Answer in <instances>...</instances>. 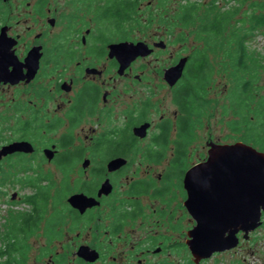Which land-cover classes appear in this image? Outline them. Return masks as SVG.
Listing matches in <instances>:
<instances>
[{
	"label": "flooded vegetation",
	"instance_id": "af4514ba",
	"mask_svg": "<svg viewBox=\"0 0 264 264\" xmlns=\"http://www.w3.org/2000/svg\"><path fill=\"white\" fill-rule=\"evenodd\" d=\"M68 1L67 22L49 6L43 15L49 0H0V264H205L250 241L241 231L236 248L199 263L190 251L187 173L209 160L211 145L238 143L210 138L198 150L204 116L181 126L176 92L196 51L192 33L183 43L181 30L174 40L169 30L136 39L140 30L106 15L124 0ZM32 3L42 26L16 30ZM139 42L151 53L126 67L110 54ZM185 58L172 85L169 70ZM250 97L264 105L260 93ZM46 175L63 178L52 186Z\"/></svg>",
	"mask_w": 264,
	"mask_h": 264
},
{
	"label": "rangeland",
	"instance_id": "374dc122",
	"mask_svg": "<svg viewBox=\"0 0 264 264\" xmlns=\"http://www.w3.org/2000/svg\"><path fill=\"white\" fill-rule=\"evenodd\" d=\"M106 1L107 0H104V2L100 1V3H105ZM212 1L213 0H140L137 8H135L132 20L125 23L123 28L124 30H140V36L136 35L135 38L139 39L140 37L142 40L151 39L157 30H170L172 33V40H174V33L177 35L176 31L182 30V27L173 25L175 22L173 16L180 12L181 7L188 4H198L199 9L197 11V16L200 17L206 10V7H208ZM216 3L220 12L230 9H239L238 15L231 22V25L233 26L232 30H235L238 27L241 30H250L251 24L249 22V16L253 15L254 13L257 15L264 14V0H216ZM48 6L53 12L56 10H61V12L64 11L66 16L65 20L67 22L69 21V18H67L70 10V3L68 0H49L47 6L41 11L44 16L47 15L46 9ZM36 12L37 4L32 3L28 8V12L26 11V14L24 12L22 24L17 26L16 30H25L28 26L33 28L42 26L41 22L38 25L34 24L33 19L40 18V14ZM14 15H16V13H14ZM162 15L164 18H168V20H163ZM243 20L245 23H238V21ZM58 26L61 28L63 25L61 24ZM196 26H198V24L194 26L190 25L187 30L191 33L192 31L195 32L194 29ZM36 30H39V28H36ZM232 30H227L226 34H224V37L230 38ZM164 38L167 39L165 36ZM194 38L195 33H192V41H194ZM222 40H224V38H222ZM188 42L190 44V40ZM246 42L247 51L253 60V66L251 67V70L254 71L253 75L255 79L253 84L254 87L258 89L256 93H260V96H264V28L254 31L253 34H250ZM179 47L180 46L178 44H173L171 50H176ZM234 54L235 46H232L227 50L220 51L219 55L215 59L213 56H211V60H213V75L208 89L209 94L207 95V110H204V127L201 133L202 138L200 140H196V143H193L194 147L198 150H201L202 147L205 146L206 152V142L210 138L217 142L230 144L235 142H243L242 140L249 129V126H247L248 129L246 128L244 130L245 127L243 128L244 131L241 130L239 132H235L229 125L232 121L240 119L239 116L235 114L242 113L243 106L246 103L250 104V107L252 108L258 101H251L248 96L242 97L241 101H235L234 94H240L238 87H240L241 81L238 79H248L249 76L248 74H244L239 75L240 77H237V79L234 78L235 72L232 68ZM175 110L176 108L173 107L169 111L170 115H173ZM247 116L251 118L252 114L248 113ZM197 160V156L192 155L190 163L196 162ZM78 168L79 167H76V171ZM50 176L55 182L54 186H59L63 176ZM71 177H81L82 180L85 178L84 175H79L77 173L71 175ZM177 182L178 180L176 179L174 181V186H177ZM3 189H7V186H4ZM11 192H13V190ZM27 192L30 193V191L24 190L22 194ZM250 236V241L243 240L240 248L235 249V251L230 253L216 257L205 264H264V226L263 228H257L255 231L251 232Z\"/></svg>",
	"mask_w": 264,
	"mask_h": 264
},
{
	"label": "water",
	"instance_id": "95a60500",
	"mask_svg": "<svg viewBox=\"0 0 264 264\" xmlns=\"http://www.w3.org/2000/svg\"><path fill=\"white\" fill-rule=\"evenodd\" d=\"M151 53L144 42L111 46V55L126 67L139 56ZM187 59L169 70L174 85L182 76ZM209 160L186 176L188 208L197 225L190 233L189 247L195 263L236 248L238 233L246 237L262 225L264 212V152L238 142L211 145ZM17 148L4 147L2 153ZM20 151H27L25 147Z\"/></svg>",
	"mask_w": 264,
	"mask_h": 264
},
{
	"label": "trees",
	"instance_id": "16d2710c",
	"mask_svg": "<svg viewBox=\"0 0 264 264\" xmlns=\"http://www.w3.org/2000/svg\"><path fill=\"white\" fill-rule=\"evenodd\" d=\"M144 1V0H141ZM198 4H188L182 6L180 12L173 16L174 26L182 27L181 33L178 34L175 43H183L187 41L188 36L185 31L190 25H196V28L192 33H195L194 42L196 44V51L190 56L187 65L186 72L182 81L179 84L176 92V102L182 113L185 114L181 122V126L187 131L191 127L192 119L196 117L204 116V110H207L209 94L208 89L211 84L213 75V63L211 56L217 58L219 52L227 50L232 46H235L234 62L232 68L234 69V78L240 77L239 75L248 74L249 78H240L241 81L239 93L234 94V99L241 101L242 97L254 95L256 91H253L254 87V71L251 70L253 66L251 55L247 53V39L254 31H258L264 28V14L257 15L254 13L249 16V22L251 24L250 30H241L239 27L232 30L233 26L231 22L238 15L239 9L219 11L217 8L216 0L206 7L203 14L198 17ZM134 4L129 0H124L118 4H115L112 8H109L106 12L107 17H113V14H118L116 20L124 21V23L132 20L133 13L135 11ZM163 20H168L164 18ZM245 21H238L241 24ZM227 30H232L231 36L224 37ZM170 31V30H169ZM171 32V31H170ZM224 38V40H222ZM221 64V62H220ZM253 99V98H251ZM250 99V100H251ZM255 100V98H254ZM234 101V100H232ZM252 114V117H248L247 114ZM240 119L232 121L229 125L235 130V132L244 131L247 126V130L244 141L252 144L254 147L264 149V105L261 101L257 105L250 107V104L246 103L243 106L242 113H237ZM245 127V128H244ZM244 128V130H243ZM44 180L48 181L54 186L55 182L51 176H44ZM35 183V180L30 179L29 183Z\"/></svg>",
	"mask_w": 264,
	"mask_h": 264
}]
</instances>
